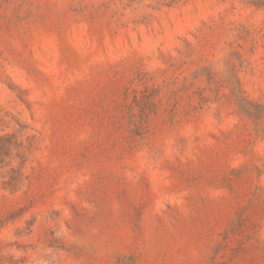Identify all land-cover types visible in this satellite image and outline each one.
Instances as JSON below:
<instances>
[{
  "label": "rangeland",
  "instance_id": "374dc122",
  "mask_svg": "<svg viewBox=\"0 0 264 264\" xmlns=\"http://www.w3.org/2000/svg\"><path fill=\"white\" fill-rule=\"evenodd\" d=\"M0 264H264V0H0Z\"/></svg>",
  "mask_w": 264,
  "mask_h": 264
}]
</instances>
